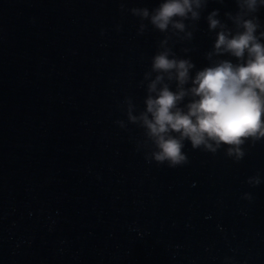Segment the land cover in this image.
Instances as JSON below:
<instances>
[{
	"label": "water",
	"instance_id": "obj_1",
	"mask_svg": "<svg viewBox=\"0 0 264 264\" xmlns=\"http://www.w3.org/2000/svg\"><path fill=\"white\" fill-rule=\"evenodd\" d=\"M161 2L0 0V264H264V142L239 163L186 142L189 163L170 169L145 160L121 108L128 97L143 110L164 36L138 35L120 6ZM216 9L237 10L209 0L191 43L173 48L192 49L197 69Z\"/></svg>",
	"mask_w": 264,
	"mask_h": 264
},
{
	"label": "clouds",
	"instance_id": "obj_2",
	"mask_svg": "<svg viewBox=\"0 0 264 264\" xmlns=\"http://www.w3.org/2000/svg\"><path fill=\"white\" fill-rule=\"evenodd\" d=\"M208 3L162 0L151 10L120 6L122 13L139 19L138 35L150 25L164 36L140 82L146 87L143 110L128 97L121 105L127 123L142 130L144 139L137 148L145 150L148 163L170 169L187 165L186 142L212 155L223 148L227 158L239 163L247 154L246 145L264 142V24L258 15L264 0H235L237 10L225 12L224 20L219 9L204 18L215 38L204 54L207 66L197 69L188 56L192 49L182 48L187 57L182 58L173 48L191 43ZM116 123L127 127L124 121ZM261 182L259 174L247 180L253 187ZM243 198L252 199L249 193Z\"/></svg>",
	"mask_w": 264,
	"mask_h": 264
}]
</instances>
